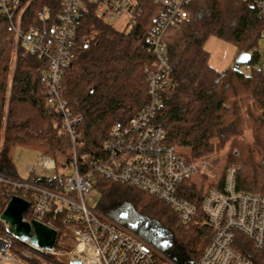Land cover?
<instances>
[{
    "label": "trees",
    "instance_id": "trees-1",
    "mask_svg": "<svg viewBox=\"0 0 264 264\" xmlns=\"http://www.w3.org/2000/svg\"><path fill=\"white\" fill-rule=\"evenodd\" d=\"M81 1L60 80L61 98L73 116H80L74 124V143L62 128L60 115L46 102L48 61L21 46L0 11V171L18 176L13 151L34 148L54 159L55 173L27 179L55 190L63 185L57 173L71 164L74 155L82 170L87 157L100 153L112 128L126 124L144 106L148 98L145 68L155 58L147 36L159 6L141 0L137 20L128 29H118L96 14L91 1ZM44 10L46 14L40 16ZM60 11L61 0H18L15 18L22 30L34 27L47 33ZM185 11L186 18L165 36L173 85L162 93L156 122L165 142L182 149L191 160L228 145V160L239 165L235 187L264 193V71L253 67L263 20L247 0H190ZM177 27L171 36L170 30ZM210 35L235 44L236 56L250 53L249 73L212 67L203 47ZM246 129L251 132L250 142L241 138ZM234 148L237 156L231 154ZM223 175L212 185L220 186ZM95 187L97 211L179 264H194L209 241L212 231L200 220L199 209L179 237L161 218L175 217L174 211L145 190L101 176H96ZM180 194L199 206L202 188L190 176L182 182ZM8 198L6 186H0V211ZM61 217L58 214L54 224L58 249L67 241ZM238 238L239 251L254 264H264V246L257 249L241 234ZM28 260L47 264L50 259L41 254Z\"/></svg>",
    "mask_w": 264,
    "mask_h": 264
},
{
    "label": "built area",
    "instance_id": "built-area-1",
    "mask_svg": "<svg viewBox=\"0 0 264 264\" xmlns=\"http://www.w3.org/2000/svg\"><path fill=\"white\" fill-rule=\"evenodd\" d=\"M89 1L94 4L97 15L112 24L121 20L126 28L142 13L141 0ZM147 1L159 8L147 36L155 58L145 68L148 98L144 106L126 124L112 128L100 153L87 157L82 170L73 156L71 164L64 168L70 175L57 173L63 182L61 190L0 171V186H6L9 198L15 194L29 202L28 216L23 214V219L35 220L56 230L55 220L62 214L69 248L58 249L55 241L49 249L35 245L10 232L8 224L0 218L4 225V231H0V264H32L28 257H40L41 254L49 256L47 264H179L130 228L89 204L98 194L96 176L138 186L173 210L182 223L195 219L199 209L200 220L210 227L212 234L194 264H254L239 251V234L255 248H263L264 193L235 187L239 165L231 164L226 168L221 185L208 187L202 193L199 206L180 194L182 182L197 171L207 173V166L203 159L191 160L165 142L156 114L163 91L173 85L165 36L170 28L184 20L185 6L190 0ZM247 2L263 20L259 39L264 42V0ZM81 4V0H61L58 18L45 33L34 27L22 30L15 18L18 0H0V11L8 19V29L19 39L21 46L48 61L46 102L60 115L62 128L73 143L77 137L74 124L80 116H73L61 98L60 80L61 66L69 58ZM45 14L44 10L40 16ZM243 64L247 70L252 68L248 62ZM256 65L264 71V58L258 57ZM52 168L55 169L54 159L40 153L37 162L26 164L24 170L35 178L49 175L47 172ZM75 260L78 262L74 263Z\"/></svg>",
    "mask_w": 264,
    "mask_h": 264
},
{
    "label": "rangeland",
    "instance_id": "rangeland-1",
    "mask_svg": "<svg viewBox=\"0 0 264 264\" xmlns=\"http://www.w3.org/2000/svg\"><path fill=\"white\" fill-rule=\"evenodd\" d=\"M187 16V13H186ZM185 16V18H186ZM114 26L118 29L126 28L125 24L120 20L114 22ZM179 27L170 30L169 34L171 36L176 35L177 30ZM128 29V28H127ZM204 49L208 52V63L214 67L216 70H222L227 67H235L239 71L243 72L244 74H248L250 70L245 69L244 64L235 62L236 57V46L235 44L225 40L218 38L214 35H210L207 37L203 44ZM255 49L258 53L259 59L264 58V42L259 39L257 42ZM256 64L253 67L256 68ZM246 142L251 141V132L246 129L244 134L241 136ZM177 148V147H176ZM229 146L224 145L219 149H215L210 153H207L200 158L193 159V160H201L206 163L207 166V173H203L201 171H197L192 175V181L196 184L198 188H202V193L210 187L212 184L216 183L219 179H221L222 175L224 174L226 168L231 164L238 165L235 160H228L229 155ZM180 153H185L182 149L177 148ZM231 154L234 156L238 155V151L236 148L232 149ZM39 156V151L34 148H24L18 147L12 153V163L15 166L16 174L21 178H27L29 174L24 170L26 164H35L37 162V158ZM187 156V155H186ZM65 175H70L68 170H64L62 168L60 170ZM59 171V172H60ZM55 173V169H50L47 174L51 175ZM95 183V181H94ZM99 199V194H97L89 204L91 206H95ZM4 208V207H3ZM3 210V209H2ZM1 210V211H2ZM0 211V213H1ZM159 217H161L159 215ZM167 227L170 228L177 236L180 237L181 233L183 232V226H186V223H182L177 219L175 216H170L167 218L161 217ZM0 231H4L3 222L0 220ZM64 248H69L67 241L63 245Z\"/></svg>",
    "mask_w": 264,
    "mask_h": 264
},
{
    "label": "water",
    "instance_id": "water-1",
    "mask_svg": "<svg viewBox=\"0 0 264 264\" xmlns=\"http://www.w3.org/2000/svg\"><path fill=\"white\" fill-rule=\"evenodd\" d=\"M250 53L242 51L236 58L237 63H247ZM29 202L21 196L12 195L0 213V218L8 224V230L22 239H29L31 243L49 249L56 237V230L35 220L23 219V214ZM78 261L75 260L74 263Z\"/></svg>",
    "mask_w": 264,
    "mask_h": 264
}]
</instances>
